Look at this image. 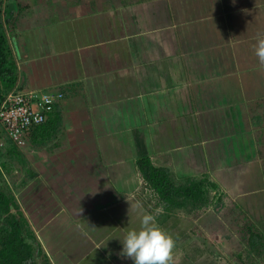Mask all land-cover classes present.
<instances>
[{
    "label": "crops",
    "instance_id": "obj_1",
    "mask_svg": "<svg viewBox=\"0 0 264 264\" xmlns=\"http://www.w3.org/2000/svg\"><path fill=\"white\" fill-rule=\"evenodd\" d=\"M2 8L13 89L65 93L22 149L0 152L1 169H22L26 207L16 202L33 213L11 212L38 227L37 263L134 264L121 239L152 214L141 199L149 186L137 136L177 184L206 176L232 211L264 222V66L253 51L264 0H4ZM175 210L156 216L175 240L174 264L176 226L187 225Z\"/></svg>",
    "mask_w": 264,
    "mask_h": 264
},
{
    "label": "rangeland",
    "instance_id": "obj_2",
    "mask_svg": "<svg viewBox=\"0 0 264 264\" xmlns=\"http://www.w3.org/2000/svg\"><path fill=\"white\" fill-rule=\"evenodd\" d=\"M2 21H4L3 18ZM10 143L12 142L8 140L0 152H4L3 150L8 148ZM1 153L0 156L3 154ZM4 167L6 166L1 169L3 174L1 184L15 196L22 208L26 207L27 188L24 186L23 179H19L22 178V169L18 168L15 172L13 168H9L8 171V167ZM209 182L214 183L208 178ZM208 183H206V187ZM208 186V205L196 208L188 205L187 210L176 209L173 213L177 222L185 219V224H187L183 225L182 223L181 226H176L177 245L180 249L176 250L175 264H264V247H260L259 252L256 250L251 252L248 244L251 231L246 227L247 224L250 227L253 225L256 231L263 234L264 242V222L256 218L252 222L250 219L245 221L241 211H232L233 206L221 193V189ZM219 198L221 199L219 200ZM141 199L153 215L162 216L165 214L157 195L146 186L141 191ZM29 209L16 210L15 214L30 219V213L33 212H30ZM158 209L161 211L157 215ZM12 214L15 216L14 212ZM2 223L1 220L0 226ZM26 225L31 232L33 229L34 232H38V227L33 223L28 221Z\"/></svg>",
    "mask_w": 264,
    "mask_h": 264
},
{
    "label": "trees",
    "instance_id": "obj_3",
    "mask_svg": "<svg viewBox=\"0 0 264 264\" xmlns=\"http://www.w3.org/2000/svg\"><path fill=\"white\" fill-rule=\"evenodd\" d=\"M3 1L0 0V89L5 93L14 88L18 75L1 17ZM1 100L0 94V103ZM136 142L139 151L137 166L149 187L157 194L164 213L188 205L196 208L209 204L208 185L218 188L216 183H208V178L204 176L188 179L184 184H177L167 168L152 163L141 138L137 136ZM2 177L0 168V181ZM206 183H208L207 187ZM11 206L17 210L19 208L15 196L0 182V221L3 222L0 226V264H37L36 247L32 241L35 238L33 232L28 229L23 217L16 219L11 212ZM248 230L251 231L248 238L250 250L259 252L260 247H264L263 234L256 231L253 226Z\"/></svg>",
    "mask_w": 264,
    "mask_h": 264
},
{
    "label": "built area",
    "instance_id": "obj_4",
    "mask_svg": "<svg viewBox=\"0 0 264 264\" xmlns=\"http://www.w3.org/2000/svg\"><path fill=\"white\" fill-rule=\"evenodd\" d=\"M64 96L62 90L12 89L5 92L0 103V150L8 140L18 148H23L33 128L47 121ZM149 189L156 194L152 188Z\"/></svg>",
    "mask_w": 264,
    "mask_h": 264
},
{
    "label": "clouds",
    "instance_id": "obj_5",
    "mask_svg": "<svg viewBox=\"0 0 264 264\" xmlns=\"http://www.w3.org/2000/svg\"><path fill=\"white\" fill-rule=\"evenodd\" d=\"M253 51L259 63L264 66V36L258 37ZM160 211L158 209L156 214H160ZM121 240L122 257L132 259L134 264H174L175 240L157 226L155 215H144L140 229L128 231Z\"/></svg>",
    "mask_w": 264,
    "mask_h": 264
}]
</instances>
